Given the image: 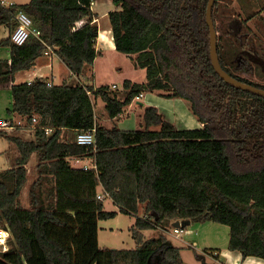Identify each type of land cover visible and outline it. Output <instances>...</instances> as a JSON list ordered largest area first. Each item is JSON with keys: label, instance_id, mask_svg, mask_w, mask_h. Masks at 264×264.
<instances>
[{"label": "trees", "instance_id": "16d2710c", "mask_svg": "<svg viewBox=\"0 0 264 264\" xmlns=\"http://www.w3.org/2000/svg\"><path fill=\"white\" fill-rule=\"evenodd\" d=\"M94 1L0 5V25L9 26L0 46L11 54L10 60H0V87L32 69L48 50L75 76L92 67L99 54ZM209 1L112 0L115 9L108 16L115 49L136 54V66L147 77L144 83L125 80L123 99L108 85L65 81L49 87L45 78L12 85L8 113L25 117L23 128H35V138L0 130L18 151L15 165L0 171V228L9 232L11 244L0 253V264H184L182 248L165 234L147 239L143 233L168 230L177 220L228 225L230 250L264 259V97L233 87L216 72ZM217 7L216 2L213 20L223 70L264 89L239 74L253 72V66L235 52L251 50L248 45L254 43L246 41L256 34L248 22L261 14L247 16L234 32L235 24L225 18L218 25ZM19 12L30 16L40 32L23 45L11 40ZM153 91L186 100L203 126L179 129L155 106L145 108L141 129L96 123L94 99L101 98L114 119L141 93ZM93 129L95 148L71 137ZM33 154L39 176L30 190L31 206L25 208L21 196ZM85 157L94 158L96 167L72 166L70 159ZM108 198L124 214H137L143 205L145 217H138L132 228L136 248L99 246V221L118 215L105 210Z\"/></svg>", "mask_w": 264, "mask_h": 264}, {"label": "rangeland", "instance_id": "374dc122", "mask_svg": "<svg viewBox=\"0 0 264 264\" xmlns=\"http://www.w3.org/2000/svg\"><path fill=\"white\" fill-rule=\"evenodd\" d=\"M7 3L22 5L28 3L30 0H5ZM217 2V19L218 25L220 26L221 20L226 19L229 23L232 22L233 31L238 32L240 29L241 21L245 20L247 16L258 12L263 15H258L248 22V25L253 29L256 36L252 38L253 40H248L254 44L248 46L251 50L247 53H242V49L237 52L239 58H248L253 66V72H239L242 77L247 78L253 83L264 84V23L262 17H264V0H216ZM214 3V5H215ZM92 9L98 14V20H96L99 27V32L105 33L108 28L111 30V24L108 14L115 9L112 0H96L92 5ZM214 10V7H213ZM17 25L15 24L14 27ZM9 34L8 25H0V41L5 39ZM112 35V34H111ZM106 36V35H105ZM103 38L101 37V40ZM247 46V45H246ZM8 48L0 46V59L4 60L8 57ZM10 51V50H9ZM245 51V50H244ZM241 52V53H240ZM129 55L112 50L111 48H104L102 55L98 59L96 65V73L92 76L91 67H88L87 71L81 75L80 81L84 83H91L95 87H100L103 85H108L117 94L119 98L124 96V81L126 79H131L137 83L142 81H147L146 71L143 69L136 68L134 62L131 60ZM238 58V57H237ZM57 62V59H55ZM230 68V66H229ZM86 75H89L87 77ZM76 82V81H71ZM116 84L118 88H113ZM160 97L156 91L145 92V97L141 98L140 102L143 105H148L151 98ZM165 98V97H163ZM170 105L171 110L174 109L171 119L174 120L177 127L180 129H196L197 127L193 122H190L188 116L193 118L196 122H199L197 117L191 112L188 102L181 98H174V100H166ZM180 102V103H179ZM185 104L182 107L181 103ZM95 114L98 120L101 117L108 119V121L103 125L107 128H126V129H139L136 126L138 120L142 117L137 115H131L128 119H123L117 124H112L111 118L108 116L107 111L104 107V101H98L94 99ZM133 106L137 105V100L133 101ZM12 107V93L11 90L6 88L0 89V119H19L8 113V109ZM144 107V106H143ZM141 107V108H143ZM139 110V109H138ZM170 110V109H169ZM168 120L167 118H165ZM143 121V118H142ZM169 121V120H168ZM16 124V123H15ZM14 124V125H15ZM139 127V128H137ZM189 127V128H188ZM191 127V128H190ZM12 132V135L17 136L18 133L15 132L23 130L28 133L21 134V138H29L34 136L35 138V128L24 129L23 126H15L13 129H8ZM26 136V137H25ZM76 134H72L71 137L75 138ZM27 140V139H25ZM17 146L9 141L6 137L0 136V171L6 170L15 165V160L17 156ZM35 158V157H34ZM31 159V158H30ZM37 159V157L35 158ZM37 161V160H36ZM33 162V161H32ZM38 163V161H37ZM32 164V163H31ZM35 164V161L34 163ZM37 179V175L34 173V165H30V174L26 185L23 188V193L21 196L22 207L28 208L31 206L30 200V190L32 183ZM105 210L106 211H117L118 215L115 218L108 220L99 221V231H98V242L101 248L110 249H134L137 246L136 240L132 235V228L135 226L138 217H145V212L143 205L140 206L139 212L137 214H124L121 213L119 207L113 203L112 200H105ZM162 229H147L144 230V235L147 239L155 238L161 233ZM174 227L170 228V237L175 245L182 246L184 264H219L212 258L215 253H221L224 250H229V234L230 227L225 224L216 223L213 221L206 222H195L191 223L186 229L182 231V238L174 233ZM176 236H179L176 238ZM8 246L11 244L8 242ZM212 249V251H210Z\"/></svg>", "mask_w": 264, "mask_h": 264}, {"label": "crops", "instance_id": "0c3cea01", "mask_svg": "<svg viewBox=\"0 0 264 264\" xmlns=\"http://www.w3.org/2000/svg\"><path fill=\"white\" fill-rule=\"evenodd\" d=\"M2 1H4V4L6 6L11 5V3L9 4L5 0H2ZM261 15H263V14L261 13ZM111 34H112V32H111V30L109 28H108V31L105 32V33H103V34H102V32H99V37H98V41H97V49H98L99 54H98V56H97V58L95 60L94 65L91 67L92 68L91 69L92 76H94L95 73H96L95 72L96 71V65L98 63L99 57L102 55L103 49L104 48H111L112 50H115L116 51L115 45H114V41H113V34L112 35ZM101 37L103 38L102 40H101ZM136 56H137L136 54H133V55H129L128 56V57L131 58V60L134 62L135 65H136ZM10 58H11V54H10V51L8 50V57H7V59H4V60H10ZM55 59H57V62H55ZM135 67L136 68H139L137 66H135ZM87 69H88V67L85 70L87 71ZM139 69H142V68H139ZM143 70L146 71L145 69H143ZM86 76L89 77V75H86ZM36 78H45L46 80H50L54 85H60V84H62L65 81L66 82H70V80L71 81L73 80V81H76V82H81L83 84H91V83H84V82L80 81L79 78H81V75L80 76L73 75L70 72L69 68L63 63V61L52 50H50V52H49L48 55H43V56L39 57L35 61L32 69H30L28 71H21V72L16 73L15 76H14V80H12V81H10L8 83L3 84L0 87V89L2 87L3 88H6L7 87L8 89L11 90V87H12L13 84H20V83H23V82H28V81L34 80ZM126 80H130L133 83H137V82H135V81H133L131 79H126ZM144 82H146V80L145 81H142L140 83H144ZM114 85H116V84H114ZM116 88H118V86ZM156 92H157L158 95H160V97L154 96V98H151L149 100L148 105H143V104L139 103L141 99L140 100L135 99V100H137V105L138 106H133V103L130 104V105H128V106H126L123 109V112L118 117H116L114 119H111L112 124L113 125L114 124H117V122L123 120L124 118L125 119H128L129 117H131V115L132 116L133 115H137V116L143 118L145 108L148 107V106H155L162 113V115L164 116V118H167L170 122H172V123H174L176 125V123L174 122V120L171 119L172 118L171 115L174 112V109L171 110V108H170V105L172 103H169L168 104V102L166 101V100H174V98H172V99L163 98V96L161 95L162 92H159V91H156ZM143 95L144 96L142 98L145 97V92H143ZM123 98H124V96L122 98H120V99H123ZM176 99H178V98H176ZM98 101H102V99L101 98H98L96 100V103ZM12 103H13V98H12ZM181 105H182V107L185 106L184 102L181 103ZM95 106H96V104H95ZM104 107H105V105H104ZM141 107H143V108H141ZM13 116H15V117L17 116V117L20 118V115H18L17 113L12 114V117ZM142 118L138 120V123L136 125V126H139L140 127V128L137 127L139 129H141L143 127V124H144V122L142 121ZM100 119L101 120H98L97 117H96V123L99 124V125H104L108 121V119L105 118V116L104 117H101ZM188 120L190 122H193L197 128H201L203 126V124L200 123V122H196L195 123L194 122L195 120L193 118L189 117V116H188L187 121ZM176 127H177V125H176ZM120 129H123V130H133V129H126V128H120ZM152 129L157 130V129H159V127H153ZM6 131L8 132V134L12 135L11 134L12 132H10L9 130H6ZM15 132L18 133L17 136H20L21 137V134L22 135L24 133H28L29 134L30 131L29 132H25L23 130H19V131H16L15 130ZM25 139H27V140H33L34 139V136H31V137L25 138ZM17 156H18V152H17ZM17 156H16V158H17ZM34 157L36 158V155L35 154L32 155V157H31V159H30V161H29V163L27 165L28 177H29V174H30V165H34V173H35V175H37V179H38L39 172H38V170L36 168V166H37V161L36 160L37 159H35ZM34 161H35V164H33ZM70 162H71L72 166L75 167V168H84L85 166L93 168L94 167V163H95V159L92 158V157L91 158L90 157H85V158H72V159H70ZM35 181L32 184H34ZM45 186H46V183H45ZM98 192L100 194L103 192V189H102L101 186L98 187ZM191 223H192V221H190V224H188L187 227L189 225H191ZM171 227H173V226L171 225ZM170 228H168V230H165V231L162 230L161 233L165 234L168 237V239L170 240V242L173 245H175L173 243L171 237H170V234H171ZM179 229H180V231L178 233H176L175 231H174V233H176L177 235H179L182 238V231H183V229H181V228H179ZM179 236H176V238H178ZM175 246H177V245H175ZM178 247L182 248V258H183V251H184V249H183L182 246H178ZM214 255H219L218 257H215L214 256L212 258L213 260H215L219 264H264V259H261V258H258V257H252V256L247 257V258H243V256H242V254H241L240 251H232L230 249L229 250H224L221 253H215ZM183 261H184V258H183Z\"/></svg>", "mask_w": 264, "mask_h": 264}, {"label": "built area", "instance_id": "2783aa9c", "mask_svg": "<svg viewBox=\"0 0 264 264\" xmlns=\"http://www.w3.org/2000/svg\"><path fill=\"white\" fill-rule=\"evenodd\" d=\"M94 2L92 3V5ZM0 5L8 7L4 4V1L0 0ZM16 23L17 26L13 30L11 34V40L13 43L17 45H23L31 36H40V32L35 26L33 19L25 14L24 12H19L16 15ZM50 50L45 52L44 55H48ZM34 80L28 81V83L33 82ZM47 85L49 87L53 86L54 84L50 81L47 80ZM117 86L114 85L113 88H116ZM143 93H141L139 96L136 97L137 100H140L143 97ZM34 122L37 121L36 118L33 119ZM16 123V124H15ZM15 124V125H14ZM27 124V120L25 117H21L19 119L11 118V119H0V130H8V129H13L15 126H25ZM53 131L52 128H46V133L51 134ZM76 141L79 145H84L86 147H94L96 146V132L95 130H89V131H82L78 132L76 135ZM95 163L94 167L95 168ZM91 167L85 166L84 169H89ZM99 198H101V195H99ZM174 230L176 233L180 231L179 228L174 227ZM9 232L4 229L0 228V253L2 252H7L10 247L8 246V237H9Z\"/></svg>", "mask_w": 264, "mask_h": 264}, {"label": "water", "instance_id": "95a60500", "mask_svg": "<svg viewBox=\"0 0 264 264\" xmlns=\"http://www.w3.org/2000/svg\"><path fill=\"white\" fill-rule=\"evenodd\" d=\"M216 0H210L207 8V22L209 24L210 28V48H211V60L212 64L218 73L226 82H228L230 85H232L235 88H238L240 90H244L250 93H253L257 96L264 97V89L241 82L230 75H228L222 68L218 53V35L216 31V27L213 20V7ZM191 220L188 221H181L177 220L172 223L173 227L181 228L184 225L190 224Z\"/></svg>", "mask_w": 264, "mask_h": 264}, {"label": "flooded vegetation", "instance_id": "af4514ba", "mask_svg": "<svg viewBox=\"0 0 264 264\" xmlns=\"http://www.w3.org/2000/svg\"><path fill=\"white\" fill-rule=\"evenodd\" d=\"M234 32H236V31H234Z\"/></svg>", "mask_w": 264, "mask_h": 264}]
</instances>
